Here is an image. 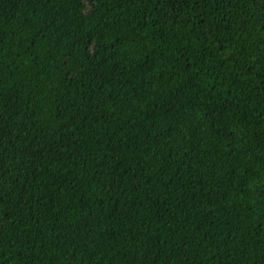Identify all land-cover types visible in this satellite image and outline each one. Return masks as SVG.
Wrapping results in <instances>:
<instances>
[{"label": "trees", "instance_id": "16d2710c", "mask_svg": "<svg viewBox=\"0 0 264 264\" xmlns=\"http://www.w3.org/2000/svg\"><path fill=\"white\" fill-rule=\"evenodd\" d=\"M0 264H264V0H0Z\"/></svg>", "mask_w": 264, "mask_h": 264}]
</instances>
